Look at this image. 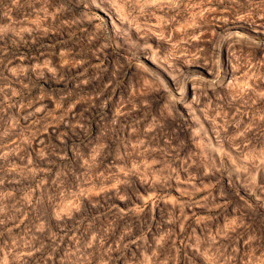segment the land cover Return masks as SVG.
Listing matches in <instances>:
<instances>
[{"label": "rangeland", "instance_id": "obj_1", "mask_svg": "<svg viewBox=\"0 0 264 264\" xmlns=\"http://www.w3.org/2000/svg\"><path fill=\"white\" fill-rule=\"evenodd\" d=\"M0 264H264V0H0Z\"/></svg>", "mask_w": 264, "mask_h": 264}]
</instances>
